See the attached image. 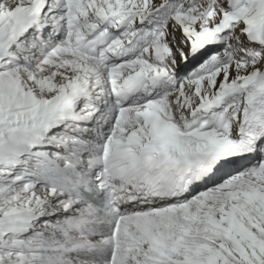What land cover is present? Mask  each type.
<instances>
[{
    "label": "snow or ice",
    "instance_id": "snow-or-ice-1",
    "mask_svg": "<svg viewBox=\"0 0 264 264\" xmlns=\"http://www.w3.org/2000/svg\"><path fill=\"white\" fill-rule=\"evenodd\" d=\"M0 264H264V0H0Z\"/></svg>",
    "mask_w": 264,
    "mask_h": 264
}]
</instances>
